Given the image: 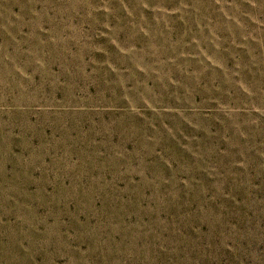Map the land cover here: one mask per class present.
Returning <instances> with one entry per match:
<instances>
[{"label": "rangeland", "instance_id": "374dc122", "mask_svg": "<svg viewBox=\"0 0 264 264\" xmlns=\"http://www.w3.org/2000/svg\"><path fill=\"white\" fill-rule=\"evenodd\" d=\"M0 264H264V0H0Z\"/></svg>", "mask_w": 264, "mask_h": 264}]
</instances>
